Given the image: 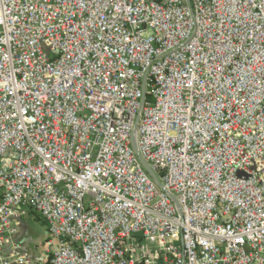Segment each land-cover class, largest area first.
<instances>
[{"label": "built area", "instance_id": "obj_1", "mask_svg": "<svg viewBox=\"0 0 264 264\" xmlns=\"http://www.w3.org/2000/svg\"><path fill=\"white\" fill-rule=\"evenodd\" d=\"M0 264H264V0H0Z\"/></svg>", "mask_w": 264, "mask_h": 264}, {"label": "rangeland", "instance_id": "obj_2", "mask_svg": "<svg viewBox=\"0 0 264 264\" xmlns=\"http://www.w3.org/2000/svg\"><path fill=\"white\" fill-rule=\"evenodd\" d=\"M239 178H245L244 173L238 174ZM23 242L27 245L29 242L35 250L41 248L45 244L47 238V226L46 223L40 218L32 216L25 220L22 228ZM29 244V245H30ZM42 250V249H41Z\"/></svg>", "mask_w": 264, "mask_h": 264}, {"label": "water", "instance_id": "obj_3", "mask_svg": "<svg viewBox=\"0 0 264 264\" xmlns=\"http://www.w3.org/2000/svg\"><path fill=\"white\" fill-rule=\"evenodd\" d=\"M133 147L134 149L137 151V145H136V132L134 131V134H133ZM144 166L145 168L147 169V171L153 175L152 171L149 169V167L144 163Z\"/></svg>", "mask_w": 264, "mask_h": 264}, {"label": "trees", "instance_id": "obj_4", "mask_svg": "<svg viewBox=\"0 0 264 264\" xmlns=\"http://www.w3.org/2000/svg\"><path fill=\"white\" fill-rule=\"evenodd\" d=\"M35 217L37 218V217H39L38 215H35Z\"/></svg>", "mask_w": 264, "mask_h": 264}]
</instances>
